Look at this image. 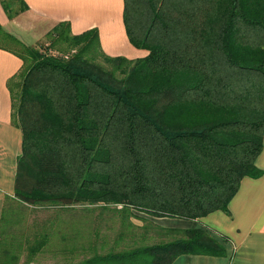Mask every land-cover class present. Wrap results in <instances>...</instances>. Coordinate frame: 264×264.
I'll use <instances>...</instances> for the list:
<instances>
[{"label": "trees", "instance_id": "1", "mask_svg": "<svg viewBox=\"0 0 264 264\" xmlns=\"http://www.w3.org/2000/svg\"><path fill=\"white\" fill-rule=\"evenodd\" d=\"M0 3L9 19L28 9L24 0ZM123 19L129 41L146 56H108L97 29L75 35L66 21L45 36L50 49L61 50L56 55L0 25V39L20 52L0 48L22 60L8 81L11 122L23 136L10 202L116 205L188 220L229 214L241 180L263 174L256 159L264 131V0H124ZM6 206L0 227L10 224ZM153 227L172 239L74 264L226 254L200 228ZM49 237L35 238L28 255ZM3 254L0 264H8L13 254Z\"/></svg>", "mask_w": 264, "mask_h": 264}, {"label": "crops", "instance_id": "2", "mask_svg": "<svg viewBox=\"0 0 264 264\" xmlns=\"http://www.w3.org/2000/svg\"><path fill=\"white\" fill-rule=\"evenodd\" d=\"M28 9L12 19L0 3V25L27 46H34L59 22L69 23L72 34L97 29L101 50L108 56L137 59L147 51L131 44L123 19L124 0H24ZM22 60L0 48V219L5 204L14 197L17 158L22 151V131L11 122L8 81L21 68ZM256 165L258 178L244 177L228 204L229 214L214 211L188 220L153 218L165 229L200 228L223 243L224 256L183 254L171 264H264V131ZM226 238L225 242L222 239Z\"/></svg>", "mask_w": 264, "mask_h": 264}, {"label": "rangeland", "instance_id": "3", "mask_svg": "<svg viewBox=\"0 0 264 264\" xmlns=\"http://www.w3.org/2000/svg\"><path fill=\"white\" fill-rule=\"evenodd\" d=\"M0 44L20 52L19 47L4 39H0ZM47 44L45 37L34 46L49 49L52 54L62 53ZM96 63L107 71L112 69L100 56ZM6 207L11 208L12 214L10 224L0 227V262L8 258L3 251L9 250L13 255L8 264H74L96 253L118 252L172 239L154 231L155 217L116 205L34 206L14 200ZM43 233L50 234L49 242L29 256L28 246ZM145 235L149 239L143 243Z\"/></svg>", "mask_w": 264, "mask_h": 264}]
</instances>
